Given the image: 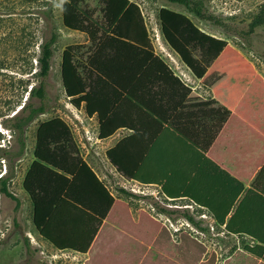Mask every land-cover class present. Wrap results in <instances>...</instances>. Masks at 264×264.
Listing matches in <instances>:
<instances>
[{
    "label": "trees",
    "instance_id": "16d2710c",
    "mask_svg": "<svg viewBox=\"0 0 264 264\" xmlns=\"http://www.w3.org/2000/svg\"><path fill=\"white\" fill-rule=\"evenodd\" d=\"M65 1L84 17L96 23L108 35H112V38L121 41L125 53L115 54L113 60L116 63L123 62L126 65L129 52L137 50L145 54L143 65L149 61H159L163 64L155 55L143 14L137 3L132 0ZM91 1H96L98 4L100 14L97 19L93 18V11L90 8ZM165 1L182 6L186 13L169 7L160 9L159 18L163 37L195 77L202 79L212 63L227 50L228 41L199 28L187 16V13L221 27L224 26L225 21L210 11L207 5L210 0ZM51 12L50 8L48 17ZM263 27L264 2L258 6L248 32L253 34ZM57 39V35L52 34L50 39L41 42L40 53L35 57L38 62V69L35 72L33 68L30 73L26 72V63H30L27 57L19 59L22 61L20 71L24 72L20 75L29 74L31 78L28 80L20 78L18 87L6 90L3 97L0 117H4L5 120L2 126L11 132L14 144L2 146L0 142V195L14 200L17 209L21 208L22 201L13 194L10 188L14 178L13 165L26 153L27 133L31 125L41 115L47 113L43 104L35 106L32 100L38 98L44 102L46 99V79L51 72ZM197 52L199 55L196 56ZM67 63L70 64L69 61ZM106 64H108V57L102 60L101 49L98 52V61L97 58H93L89 62L91 69L98 72L118 90L127 93L132 81L127 82L121 74L109 71ZM32 78L38 79V84H33ZM68 82L73 84H68ZM66 84L67 93L76 96L77 88L73 74L69 71L66 74ZM167 133H171V136L183 144L184 148L173 150L167 158L170 160V166L161 176L162 194L166 198H187L196 206L207 209L213 215L217 226H225L226 234L230 236L249 239L253 244L247 247V251L264 260V183L260 181L261 177L264 178V168L251 188L246 189L242 182L221 170L185 140L169 130L165 134ZM2 139L3 136L0 133V141ZM152 153L150 151L148 157H152ZM108 156L124 176L145 184L158 183L151 182L153 178L145 176L143 167L135 171L117 162L112 151L108 152ZM3 161L7 164L5 173L3 172ZM198 165L203 166L199 169L202 172L214 174L216 178L214 187L206 186L204 183L198 184L195 179L191 178ZM223 182L224 185H222ZM23 189L29 195L33 206V224L37 232L60 251L86 253L101 225L112 209L118 205L112 192L80 156L71 128L60 117H54L37 126L34 162L27 172ZM84 192L88 196L95 197L97 202L90 203L85 200ZM121 192L127 193L125 190ZM77 212H88L92 216H97L98 219L78 224L73 221L77 220ZM126 212H128L127 209ZM188 219L193 222L190 216ZM143 220L156 229L160 227L149 216H143ZM60 226H69L72 236H64L60 233L61 231L57 233L56 228ZM89 227L93 229L90 234L86 231ZM184 246L186 252L193 251L196 254L195 259L200 261L205 248L196 239L185 235ZM215 259L213 255L209 264H215Z\"/></svg>",
    "mask_w": 264,
    "mask_h": 264
},
{
    "label": "rangeland",
    "instance_id": "374dc122",
    "mask_svg": "<svg viewBox=\"0 0 264 264\" xmlns=\"http://www.w3.org/2000/svg\"><path fill=\"white\" fill-rule=\"evenodd\" d=\"M132 1L141 9L145 25L148 26L146 29L149 28L154 52L163 54V43L166 41L161 32L160 9L169 7L186 13L185 9L165 0ZM263 2L264 0L208 1L210 11L225 21L223 27L194 15H191V18L202 30L228 41L227 50L209 68L210 80L225 78L228 82L235 83L234 86H244L248 118L259 126L262 131L260 138L264 144V27L257 29L253 34L248 32L252 18ZM50 8L52 12L48 17ZM63 8V0H0V111L5 91L18 87L20 78H31L29 74L20 75L24 72L20 71L22 61L19 59L27 57L30 63H26V72L30 73L31 68L35 72L38 69L35 57L40 53L39 45L42 41L50 39L52 34L58 37L55 59H52L51 72L46 79V99L44 102L38 98L32 100L35 106L43 104L47 113L31 125L27 133L26 153L13 165L14 178L10 188L13 194L21 199V208L17 209L16 202L11 198L0 195V264H80L75 259H66L65 255L58 257V249L54 247L56 250H53L49 245L51 243L40 236L33 224L31 200L23 189L27 172L34 162L36 129L40 123L54 117L62 118L71 128L80 156L78 143L81 140L94 142L93 134L88 133L83 137L76 134L77 129L82 132L83 123L90 122L85 114L79 111L75 119L77 109L72 105L79 107L77 98L68 94L62 84L61 55L71 41L68 33L62 31ZM66 8L69 9V6L66 5ZM90 8L93 18L97 19L100 14L97 2L91 1ZM86 20L90 22L91 27L94 22L88 18ZM38 82V79L32 78L33 84ZM82 115L85 116L83 120ZM4 120V117H0V133L3 136L0 142L2 146H12L14 138L11 132L2 126ZM98 158H101L100 153ZM98 164L101 165V162ZM6 165L3 161L4 173L7 170ZM98 172L118 204L109 213L107 225H113L116 231L113 237L117 243L112 246L111 252L118 250L120 254L104 264H209L213 255L216 258L215 264H264L262 258L247 251V247L253 244L249 239L226 234L210 217H205L203 211L189 209L188 206L192 205L189 200L179 198L169 202L160 187L140 184L131 178H124L119 173L113 175L110 168H98ZM262 179L264 178L261 177ZM145 215L160 227L156 229L143 220ZM185 235L196 239L205 248L200 261L195 259L196 254L193 251L186 252Z\"/></svg>",
    "mask_w": 264,
    "mask_h": 264
},
{
    "label": "crops",
    "instance_id": "0c3cea01",
    "mask_svg": "<svg viewBox=\"0 0 264 264\" xmlns=\"http://www.w3.org/2000/svg\"><path fill=\"white\" fill-rule=\"evenodd\" d=\"M63 7L62 31L68 33L71 41L61 55L62 84L66 89V74L71 72L79 105H72L77 109L75 116L74 111L72 112L73 116L77 119L76 115L82 112L90 122L83 123L82 132L77 129L76 134L83 137L89 133L94 136L93 143L83 140L80 141L81 145L78 143L81 156L101 181L104 182L98 168H110L113 175L119 173L129 179L118 171V167L108 156V152L112 151L115 160L123 167L135 171L143 167L145 176L153 178L154 181L151 182H158L146 185L162 189L161 176L169 169V154L173 150H181L180 147L184 148L171 133L165 134L169 130L200 151L221 170L242 182L246 189L251 188L264 165V144L260 138L262 131L259 126L248 118L244 86H234L235 83L228 82L225 78L211 81V69L202 79H197L167 42L163 43L165 54L155 52L165 65L159 61H149L143 65L145 54L137 50L129 52L126 65L123 62L116 63L113 60L115 54L125 53L121 41L112 38V35H108L97 24L92 23L90 27V22L65 0ZM191 15L187 13L190 19ZM147 30L150 34L149 28ZM100 49L102 60L108 57V70L121 74L127 82L132 81L127 93L118 90L90 68L91 59L97 58L98 61ZM83 115L82 120L85 117ZM163 134L165 136L158 141ZM150 151L153 152L152 157H148ZM98 153L101 158H98ZM200 168L203 166L198 165L191 178L198 184L214 187V174L202 172ZM103 176L106 177L105 174ZM261 181L264 183L263 179ZM84 195L88 202H97L95 197L88 196L85 192ZM179 198L182 197L166 199L175 201ZM192 205L216 223L207 209L194 203ZM76 219L73 221L81 224L98 217L88 212H77ZM107 224L108 218L97 231L86 253L58 251L53 245H49L57 251L58 257L65 255L66 259H75L80 264H104L120 254L118 250L111 252L112 246L117 243L113 237L116 231L113 225ZM222 229L226 233L225 226ZM92 230L91 227L86 228L89 234ZM56 231H61L64 236H72L69 226L57 227Z\"/></svg>",
    "mask_w": 264,
    "mask_h": 264
},
{
    "label": "built area",
    "instance_id": "2783aa9c",
    "mask_svg": "<svg viewBox=\"0 0 264 264\" xmlns=\"http://www.w3.org/2000/svg\"><path fill=\"white\" fill-rule=\"evenodd\" d=\"M134 191H135V190H134ZM167 201L172 202L173 200L167 199ZM168 206L171 207L170 205H168ZM188 208H189V209H193V206L190 205V206H188ZM205 217H206V216H205ZM167 220L170 221V219H168V218H167ZM170 222H171V221H170ZM171 225H172V223H171ZM212 229H214V227H212Z\"/></svg>",
    "mask_w": 264,
    "mask_h": 264
}]
</instances>
